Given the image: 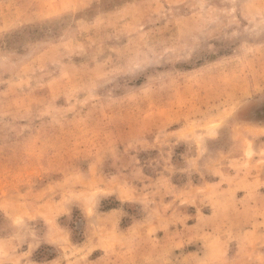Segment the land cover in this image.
<instances>
[{
	"label": "rangeland",
	"instance_id": "rangeland-1",
	"mask_svg": "<svg viewBox=\"0 0 264 264\" xmlns=\"http://www.w3.org/2000/svg\"><path fill=\"white\" fill-rule=\"evenodd\" d=\"M0 264H264V0H0Z\"/></svg>",
	"mask_w": 264,
	"mask_h": 264
}]
</instances>
